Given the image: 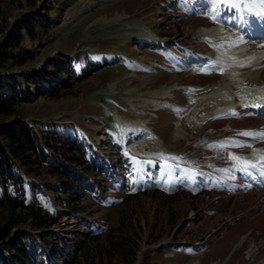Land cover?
<instances>
[{"label": "rangeland", "instance_id": "obj_1", "mask_svg": "<svg viewBox=\"0 0 264 264\" xmlns=\"http://www.w3.org/2000/svg\"><path fill=\"white\" fill-rule=\"evenodd\" d=\"M251 1L0 0V52L15 25L25 21L33 34L20 30L12 53L21 60L0 70L4 95L19 100L15 117L34 130L50 158L57 154L49 143L61 147L63 140L83 138L116 176L96 177L97 196L84 193L72 211L56 192L60 178L40 170L37 176L34 164L30 176L19 170L34 205L60 215L40 230L23 228L34 238L51 232L60 250L71 249L73 264H264V164L240 166L229 155L264 139V116L240 106L253 104L249 99L200 110L215 85L231 100L237 73L255 77L248 92L264 87V49L239 46L225 69L211 54L245 42L247 30L251 39L264 34ZM56 65L66 85L43 92ZM67 70L81 80L63 76ZM170 85L175 89L163 98L149 93ZM229 106L238 108L214 117ZM13 117L0 116V123ZM90 234L99 239L85 246L94 247L77 252L80 238ZM108 235H128L134 255L114 256Z\"/></svg>", "mask_w": 264, "mask_h": 264}, {"label": "trees", "instance_id": "obj_2", "mask_svg": "<svg viewBox=\"0 0 264 264\" xmlns=\"http://www.w3.org/2000/svg\"><path fill=\"white\" fill-rule=\"evenodd\" d=\"M22 28L28 36H33L30 26L25 21L15 25L5 35L1 44L0 70L19 64L21 59L18 54L13 55L12 52L20 47ZM58 68L56 65L54 71L48 73L46 79L49 83L48 86H41L43 89L46 87L50 90L54 86L59 88L66 85V80L62 81L58 75L62 72ZM87 72L82 76L89 74L90 70ZM63 73V76L68 79L81 80L80 75H76L73 70ZM2 82L0 81V116L14 117L0 123V264H58L59 261L64 264H73L74 254L70 251L71 249L60 250L51 232H38L34 238V235L23 228L22 225L26 223L29 226L25 227L40 230L44 226L55 223L60 215L51 216L40 205H34V192L19 170L30 176L34 164L37 167V176L41 171V173H51L60 178L61 183L56 192L65 194L67 197L65 206L72 211H77L74 202L83 199L84 193L95 195L91 179H96L100 175L109 176L110 168L83 138L63 140L64 145L61 147L58 144L47 143L48 149L57 154V157L53 159L40 151L37 134L29 125L15 117L13 104L18 99L14 94H12L13 97L4 95L5 88H2ZM46 88L43 92H46ZM10 89L14 91V87L11 86ZM98 158L101 163L97 162ZM74 168L82 171H76ZM98 239L92 234L85 235L80 238V247L76 251L84 248L85 252H89L94 245L85 246V243L88 240L95 243ZM108 241L112 243L114 256L123 259L134 255V243L129 240L128 235L122 238L108 235ZM66 254L72 257L69 259Z\"/></svg>", "mask_w": 264, "mask_h": 264}, {"label": "bare ground", "instance_id": "obj_3", "mask_svg": "<svg viewBox=\"0 0 264 264\" xmlns=\"http://www.w3.org/2000/svg\"><path fill=\"white\" fill-rule=\"evenodd\" d=\"M258 2H259V0H258ZM251 3H252V5L253 6H256V5H261L260 3H257V0H252L251 1ZM256 14L257 15H259V16H257V18L258 19H260V16H261V18L262 19H264V13H257L256 12ZM119 16V15H118ZM212 26H215V27H218V26H220V25H215V24H212V25H210V27H212ZM218 28H220L219 29V31L220 30H222V32H224V30H223V28H221V26L220 27H218ZM214 32V31H213ZM258 38H259V41H257V42H253L252 40H250L248 37H246L245 38V44H249V46L250 45H255L256 47L255 48H262V49H264V37L259 33L258 34V36H257ZM229 38V37H228ZM221 39V38H220ZM217 40L216 38H213V40L214 41H216L217 42V44H220L221 43V40ZM224 40H228V39H226V37H224ZM223 40V41H224ZM227 47H230L228 44L226 45ZM242 46V45H241ZM226 49H229V48H226V47H223V48H218V49H216V51L218 52V58H217V63L218 64H216V65H218L219 66V68H223V69H225L227 66H229V67H231L230 65H232L233 63L232 62H228L227 60H229V61H231L230 59H227L228 57H230L231 55H227V53L224 51V50H226ZM222 57H225V60H226V62H223V61H221L222 60ZM238 57V56H237ZM240 57V56H239ZM241 58H242V56H241ZM244 59V58H243ZM235 60V59H234ZM243 63V67L242 68H244V67H249V65L248 66H245L246 65V63L245 62H242ZM235 64V63H234ZM237 64V63H236ZM239 64V63H238ZM241 67V66H240ZM232 69V68H231ZM258 69V68H257ZM226 70H228V69H226ZM260 69H258V75L260 76V78H262V72H261V70L259 71ZM232 72H234V71H232ZM246 72V71H245ZM231 73V71H228V72H226V74H225V76L226 75H229ZM236 73V72H235ZM234 73V74H235ZM244 73V72H243ZM248 73V72H247ZM237 78L239 77V78H241V79H239V80H236V81H232L233 83L232 84H230L231 85V100H229V99H227V97H225V95L224 96H222V95H220L219 96V92L217 91V90H221V89H219L220 88V86H217V85H215L214 87H213V90H214V92L210 95V96H207V97H205L206 99L204 100L205 101V106L204 107H202V108H200V110H202V111H204V110H208L209 108H212V107H214V108H216V107H220V106H225V105H227V104H229V102L230 101H232V102H236L237 100H239L240 99V101L242 100L243 101V99H249V100H251L250 102L251 103H253L252 105L249 103V104H243V105H240V106H243V107H245V108H252V107H250V105L251 106H253V109H260L261 108V110H263V112H264V87L262 86V88L261 87H255L256 88V90H259V91H257V92H255L254 90H252L253 92H248V90H245V87L247 86V85H253L254 83H253V79L255 78V77H253V74L252 73H248V74H245L244 73V75L242 74V75H240V74H238L237 73ZM229 77V76H228ZM257 78V77H256ZM224 79H226V78H224ZM258 79V78H257ZM226 80H229V79H226ZM258 81V80H257ZM264 81V80H263ZM260 83V82H259ZM263 84H264V82H263ZM113 85V84H112ZM222 88V87H221ZM223 88H224V86H223ZM175 88L172 86V85H170V86H167L165 89H156V90H154V91H152V92H149L150 94H153V95H156V96H158V97H165L166 96V92H171L172 90H174ZM247 89V88H246ZM229 89H226L225 90V94L228 96V94H229ZM218 97H221V98H218ZM218 99H220V100H218ZM228 102V103H227ZM258 102V103H257ZM262 102V103H261ZM148 103H150V104H152V105H155L156 103H157V101H155V102H153L152 100L150 101V102H148ZM229 110H231L232 108H238V107H236V106H229V107H227ZM229 110H225V111H219L218 113H215V115H214V117L216 116V115H220V114H224V113H227V111H229ZM196 111V110H195ZM252 142L253 143H255V144H264V142H260V141H258V140H256V139H253L252 140ZM238 147H234L233 149H237ZM232 149V148H231ZM239 150V149H238ZM251 152H253V151H251ZM248 153V154H246V155H236V154H230V158L232 159L233 158V160L235 161V163L237 162L238 163V161L237 160H239L240 161V163H244V164H247V163H249V162H256V161H259L260 159H259V156L262 154V152H258L257 154L255 153V151L253 152V153ZM261 157V156H260ZM232 160V161H233Z\"/></svg>", "mask_w": 264, "mask_h": 264}, {"label": "snow or ice", "instance_id": "obj_4", "mask_svg": "<svg viewBox=\"0 0 264 264\" xmlns=\"http://www.w3.org/2000/svg\"><path fill=\"white\" fill-rule=\"evenodd\" d=\"M261 5H264V0H259ZM244 135H248L249 133H243ZM260 135H264V133H261Z\"/></svg>", "mask_w": 264, "mask_h": 264}]
</instances>
